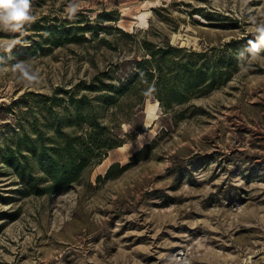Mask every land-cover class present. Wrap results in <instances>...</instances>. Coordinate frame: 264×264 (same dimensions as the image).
I'll return each instance as SVG.
<instances>
[{"label": "rangeland", "instance_id": "374dc122", "mask_svg": "<svg viewBox=\"0 0 264 264\" xmlns=\"http://www.w3.org/2000/svg\"><path fill=\"white\" fill-rule=\"evenodd\" d=\"M32 8L37 19L24 33L0 31V152L6 138L42 121L43 97L61 98L100 72L115 84L133 75L148 57L145 43L183 48L172 56L178 65H237L167 113L149 93L139 115L117 127L124 144L68 190L19 195L0 163V264H264V61L241 67L237 58L254 39L249 18L264 20V0H32ZM103 14L115 20L95 22ZM67 22L132 36L98 27L86 42L39 38L42 26ZM37 40L39 50L23 51ZM26 60L34 86L14 67Z\"/></svg>", "mask_w": 264, "mask_h": 264}, {"label": "trees", "instance_id": "16d2710c", "mask_svg": "<svg viewBox=\"0 0 264 264\" xmlns=\"http://www.w3.org/2000/svg\"><path fill=\"white\" fill-rule=\"evenodd\" d=\"M102 20L115 19L103 14L95 22ZM72 23L42 26L45 34H39V38H53L58 46L71 41L86 42L90 40L85 33L90 31L92 37H96L98 27L105 32L114 30L123 36H132L116 27L77 28ZM41 44H44L41 40L34 41L23 51L35 53ZM144 46L148 57L135 64L133 75L115 84L114 81H107L110 80L108 71L100 72L89 84L80 82L70 90H61V98L43 97L49 104H42L47 108V112L41 114L42 121L35 119L29 130L21 127L19 135L15 133L14 137L6 138L0 152V163L17 179L19 195L52 196L82 184L108 151L124 144L123 139L117 136V127L121 121H129V114L139 115L149 93L161 102L167 113L176 106L186 104L194 96L204 95L224 83L237 65L235 59L233 70L228 68L217 72L210 70L207 63L178 65L172 56L185 51L183 48L170 44L157 49L149 43ZM170 68L175 73L172 80L164 75L165 70ZM150 86L155 90L147 92ZM58 100L65 108L61 113L54 114L52 107ZM117 165L109 167L105 178Z\"/></svg>", "mask_w": 264, "mask_h": 264}, {"label": "clouds", "instance_id": "9594fccd", "mask_svg": "<svg viewBox=\"0 0 264 264\" xmlns=\"http://www.w3.org/2000/svg\"><path fill=\"white\" fill-rule=\"evenodd\" d=\"M247 3V0H245ZM75 6L71 12L74 14ZM32 8V0H0V31L11 33H24L26 26H30L36 21ZM254 25V39L248 42V46L238 53V61L241 67L252 62L264 61V20L258 21L256 17L249 18ZM14 45L6 46L8 51ZM14 67L23 74L25 86H34L39 83L38 74L31 70L29 61H17ZM155 89H151L154 91ZM142 134H138L140 140ZM142 148L143 144H138Z\"/></svg>", "mask_w": 264, "mask_h": 264}, {"label": "bare ground", "instance_id": "6f19581e", "mask_svg": "<svg viewBox=\"0 0 264 264\" xmlns=\"http://www.w3.org/2000/svg\"><path fill=\"white\" fill-rule=\"evenodd\" d=\"M147 13H141L140 14V24H146V21H145V16H146ZM138 17V16H137Z\"/></svg>", "mask_w": 264, "mask_h": 264}]
</instances>
